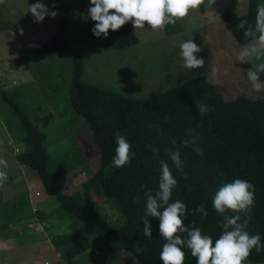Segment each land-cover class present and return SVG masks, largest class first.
Wrapping results in <instances>:
<instances>
[{
    "label": "rangeland",
    "instance_id": "obj_1",
    "mask_svg": "<svg viewBox=\"0 0 264 264\" xmlns=\"http://www.w3.org/2000/svg\"><path fill=\"white\" fill-rule=\"evenodd\" d=\"M36 2L38 0H5L0 4V89L18 102L36 122L38 130L47 134L46 138L53 140L48 147V168L57 175L58 188L83 203L95 205L101 216L114 226L123 225L124 217L97 183L107 170L97 172L98 148L91 129L70 103L72 58L59 61L57 65H44L46 52L28 49V40L41 42L39 40L49 36L47 32L53 29L54 23L59 25L64 21L69 44L84 51L86 65L81 78L87 76L86 83L127 97H149L198 75H206L227 99L264 97V91L256 93L247 79V70L261 61L238 59L241 49L252 41L237 42L221 17L224 7L232 8L237 14L245 13L249 0H216L214 10L207 14L204 8L192 10L188 17L167 25L163 31H153L146 24L144 29H136L139 43L123 48L111 46L114 33L111 30L107 38L93 35L95 22L89 16L90 0H39L50 11L57 12L55 18L46 16L40 23L29 11L30 5ZM260 3L264 0L256 1L257 5ZM21 29L24 36L19 34ZM189 39L201 48L196 55L205 61L202 68L188 70L183 66L179 44ZM89 48L98 50L95 60L87 56ZM50 74H53L51 79ZM36 117L39 118L36 120ZM42 117L48 121L46 130L41 125ZM23 134L16 113L0 96V159L9 164L8 180L0 187V264L55 258L56 249L53 250L48 241L50 235L61 234L68 241L77 230H80L77 243L81 250L67 258H55L53 264H60L62 260L65 264H94L93 260L100 264H139L112 236L96 232L85 220L68 217L56 197L36 184L35 170L12 156V152L27 148L21 139ZM27 191L41 193L37 203L47 214L45 226L27 221L32 213ZM12 211L21 215L14 216ZM83 243L85 245L81 246ZM245 264L262 263L248 259Z\"/></svg>",
    "mask_w": 264,
    "mask_h": 264
},
{
    "label": "trees",
    "instance_id": "obj_2",
    "mask_svg": "<svg viewBox=\"0 0 264 264\" xmlns=\"http://www.w3.org/2000/svg\"><path fill=\"white\" fill-rule=\"evenodd\" d=\"M256 1L249 0L243 14H237L230 7L221 10L224 26L239 43L251 40L245 38L244 30L248 25L255 27ZM241 20L248 21L245 29L237 27ZM64 26V21L60 22L57 30L35 45L34 49L50 53L63 52L71 56L73 76L69 88L70 103L91 129L98 148L96 170H107L105 175H100L97 183L105 197L117 204L124 217L123 225L110 224L95 205L83 203L76 196L58 188L57 175L48 168L49 153L44 145V133L38 130L18 102L2 89L0 96L16 113L24 130L22 142L27 148L16 153L17 161L35 170L45 191L56 197L66 215L85 220L88 227L96 232L118 240L139 264H163L159 253L166 241L160 236L159 219L145 217V192L150 190L155 194L158 191L160 160H167L178 182L172 190L169 203L180 200L186 204L188 214L182 217L186 227L200 228L202 235L211 236L214 244L222 231V217L212 205L214 194L222 184L241 178L254 186L255 202L246 230L251 235L259 234L264 244V97L252 99L239 96L227 99L216 90L206 75L192 77L144 98L127 97L85 83L81 80V53L63 36ZM137 42L138 36L129 22L113 33L111 46L123 48ZM260 80H264V73H260ZM195 101L207 104L213 111L201 118ZM116 134L127 139L133 153L131 163L120 168L112 165L117 146ZM194 137H198L195 144L189 143L180 148L187 175L185 179L172 164L166 150L173 148V140L179 146L182 141H191ZM196 146H199L203 155L197 154L194 150ZM153 149L159 151L154 152ZM201 204L208 212L206 217L200 213L192 214ZM226 214L237 213L229 211ZM239 214L242 217L244 215ZM144 219L150 221L151 238L144 234ZM78 232L80 230L73 233V239L66 243H77ZM181 235L187 238L186 233ZM65 239L64 235L60 236V243H64ZM137 247L142 251L137 252ZM182 250L185 252V264H196L191 251L186 247ZM248 259L264 264V250L256 253L253 249ZM93 261L94 264L101 263Z\"/></svg>",
    "mask_w": 264,
    "mask_h": 264
},
{
    "label": "clouds",
    "instance_id": "obj_3",
    "mask_svg": "<svg viewBox=\"0 0 264 264\" xmlns=\"http://www.w3.org/2000/svg\"><path fill=\"white\" fill-rule=\"evenodd\" d=\"M5 0H0V4ZM89 16L95 22L92 28L93 35L98 38H107L109 30L115 32L125 24L131 22L134 29H144L146 24L153 31H163L169 24H175L177 20L189 16L192 10H214L216 0H90ZM34 20L43 22L46 16L55 18L56 11L50 9L44 3L36 2L30 5ZM247 20H241L237 25L239 29H245ZM22 32V30H21ZM245 38H250L252 43L243 47L238 59L241 62L255 59L261 61L253 64L247 70V79L256 93L264 91V82L260 80V73H264V3L257 5L255 27L248 25L244 30ZM201 48L192 40H185L179 44V55L183 59V66L188 70L204 67L203 58L196 55ZM216 69L213 68V72ZM195 107L201 118L213 111L207 104L195 101ZM198 137L184 140L179 146L172 141L173 148L167 149L172 164L187 178L184 172V161L181 159L180 148L195 144ZM115 155L112 165L120 168L131 163L133 153L127 139L119 134L115 135ZM198 155H203L199 146L194 149ZM158 152V149H153ZM161 174L159 177L158 191L153 194L150 190L145 192L146 211L145 217L159 219L160 236L166 243L159 253V259L163 264H185L186 247L191 255L196 258V264H245L253 249L256 253L264 250L259 234L251 235L246 229L248 220L252 215L254 206V186L247 180L236 178L232 182L222 184L215 192L212 205L222 220V229L218 239L213 244L209 235H202L200 228H189L184 225L182 217L188 214L186 204L180 200L169 203L172 190L177 186V179L173 176L167 160H160ZM9 164L5 159H0V187L8 180L7 169ZM143 187V186H142ZM237 213L227 215V212ZM200 213L206 217L208 212L203 204L193 210L192 214ZM243 213V217L239 214ZM144 234L151 238L152 230L150 221L143 220ZM186 233L187 238L181 234ZM141 252L140 247L136 248Z\"/></svg>",
    "mask_w": 264,
    "mask_h": 264
},
{
    "label": "crops",
    "instance_id": "obj_4",
    "mask_svg": "<svg viewBox=\"0 0 264 264\" xmlns=\"http://www.w3.org/2000/svg\"><path fill=\"white\" fill-rule=\"evenodd\" d=\"M132 24V23H131ZM167 27V26H166ZM166 27H165V30H166ZM58 28V24L56 23H54V26H53V29H51V30H49V32H47L48 34H49V36L52 34V33H54L53 31H54V29H57ZM67 28V26L65 25L64 26V29H63V31H62V34H63V36L67 39V36H66V29ZM132 28L134 29V27H133V25H132ZM21 30H22V32H21ZM20 30V33L19 34H23V36H24V29H21ZM134 31H135V33L137 34V36H139L138 35V33H137V30L136 29H134ZM48 36V37H49ZM32 37H34V36H32ZM47 37V38H48ZM47 38H45L44 40H46ZM44 40H39V41H44ZM68 40V39H67ZM69 41V40H68ZM41 42H32V41H30V40H28V43H27V45L28 46H26L28 49H34V46L35 45H37V44H39V43H41ZM139 43V37H138V42L136 43V44H138ZM109 44H111V42L109 43ZM136 44H134V45H136ZM21 45H23V44H21ZM112 45V44H111ZM20 46V45H19ZM131 46H133V45H131ZM113 47V46H112ZM128 47V46H127ZM34 50H36V49H34ZM80 51V53H81V57H82V61H83V66L85 67V65H86V58H85V56L83 55L84 54V51H82V50H79ZM97 49H95V48H89V50H87L86 51V54H87V56L88 57H91V58H93L94 60L97 58L96 57V53H97ZM68 57H70V55H68V54H66V53H63V52H56V53H50V52H46V54L44 55V57H43V59H44V65H50V64H58L59 63V61H61V62H63V61H67L68 60ZM71 58V57H70ZM47 66V67H48ZM49 69V68H48ZM44 71V70H43ZM43 74H47V73H43ZM83 74H84V70H83V73L81 74L82 76H83ZM72 76H73V66H72V74H71V79H72ZM48 77H49V79H51L52 77H53V74H50V75H48ZM34 79H35V76H34ZM83 79V80H82ZM88 78H87V76H85V77H82L81 78V80L83 81V82H85L86 80H87ZM86 83V82H85ZM52 113V111L50 112V116L52 115L51 114ZM39 117H36L35 119L37 120ZM31 119V118H30ZM42 122H41V125H44V130H46L47 129V125H48V121L47 120H45L44 119V117H42ZM33 123H36L35 121H32ZM36 126H37V124H36ZM42 132V131H41ZM24 135V134H23ZM23 135L21 136V139H22V137H23ZM45 135V139H44V145H45V147H46V149H47V151H48V147L53 143V140L51 139V138H46V135L47 134H44ZM15 153V152H14ZM13 152H12V156H14V158L16 159V153L14 154ZM48 153H49V151H48ZM87 153V152H86ZM88 159H90L89 157H88ZM17 160V159H16ZM37 177V176H36ZM36 182H38V183H36V184H41L42 185V183H41V181L37 178V181ZM43 186V185H42ZM22 191H24V190H22ZM36 192V191H35ZM35 192H33V191H31V194H30V192L29 191H27L26 192V194H27V197L28 198H31V206L33 205V203H35V204H37V212H34L32 209H31V212L32 213H30V216L29 217H27V221L28 222H30V220L32 221V222H30V224H38V223H40V222H45V224H46V221H45V219H46V213L44 212V211H42L40 208H39V204L37 203V198L38 197H40L41 196V193L38 195V196H36L35 195ZM14 204L15 203H12V206L14 207ZM12 213H13V215L14 216H19V215H21L20 214V212H18V211H12ZM44 231H46L45 229H43ZM36 232H37V230H36ZM51 237H49L48 238V241H49V243H50V245H51V247H53L52 249L53 250H55L56 252H55V255H56V257L55 258H59L60 259V257H62V258H64L65 256H66V258L68 257V256H70V255H74L75 253H76V251H79V249H80V245L78 244V243H76V242H73V241H71V242H68V243H66V241L67 240H65L64 241V243H60V236H61V234H57L56 236L55 235H50ZM73 239V238H72ZM77 239V238H76ZM85 245V243H83L81 246H84ZM83 250H84V247H83ZM61 252V253H60ZM55 258H47V259H45L43 262H41V261H39L38 259H33V261H28V262H25V263H23V264H53V261H54V259ZM60 264H65L64 263V261L62 260V262H60ZM72 264V263H71Z\"/></svg>",
    "mask_w": 264,
    "mask_h": 264
},
{
    "label": "built area",
    "instance_id": "obj_5",
    "mask_svg": "<svg viewBox=\"0 0 264 264\" xmlns=\"http://www.w3.org/2000/svg\"><path fill=\"white\" fill-rule=\"evenodd\" d=\"M40 193L38 192V191H36L35 192V195L36 196H38ZM32 210L34 211V212H37V204H35V203H33V205H32ZM40 224L42 225V226H45L46 224H45V222H40ZM47 264V263H46Z\"/></svg>",
    "mask_w": 264,
    "mask_h": 264
}]
</instances>
